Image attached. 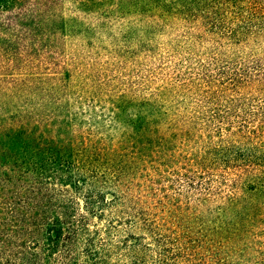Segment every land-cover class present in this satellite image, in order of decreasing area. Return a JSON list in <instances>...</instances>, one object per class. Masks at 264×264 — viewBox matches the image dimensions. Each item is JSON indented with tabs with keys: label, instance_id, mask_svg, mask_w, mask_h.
Segmentation results:
<instances>
[{
	"label": "trees",
	"instance_id": "1",
	"mask_svg": "<svg viewBox=\"0 0 264 264\" xmlns=\"http://www.w3.org/2000/svg\"><path fill=\"white\" fill-rule=\"evenodd\" d=\"M0 264H264V0H0Z\"/></svg>",
	"mask_w": 264,
	"mask_h": 264
}]
</instances>
